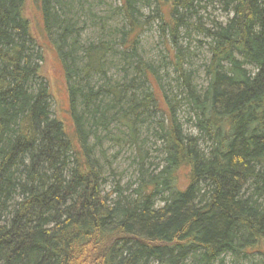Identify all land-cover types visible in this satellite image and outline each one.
Wrapping results in <instances>:
<instances>
[{"label": "trees", "instance_id": "trees-1", "mask_svg": "<svg viewBox=\"0 0 264 264\" xmlns=\"http://www.w3.org/2000/svg\"><path fill=\"white\" fill-rule=\"evenodd\" d=\"M90 1L0 0V264H224L257 254L264 264V0H121L119 39L85 44ZM207 1L221 3L226 22L201 23ZM156 18L179 71L172 96L154 89L162 68L139 53ZM180 29L206 38L201 87L184 67L192 53ZM48 43L63 64L72 131L52 110ZM108 56L132 77L110 78ZM141 125L161 145L153 169L137 144ZM108 139L136 145L135 181L107 188L117 176Z\"/></svg>", "mask_w": 264, "mask_h": 264}, {"label": "rangeland", "instance_id": "rangeland-1", "mask_svg": "<svg viewBox=\"0 0 264 264\" xmlns=\"http://www.w3.org/2000/svg\"><path fill=\"white\" fill-rule=\"evenodd\" d=\"M206 8L200 10L199 14L201 16V23L205 26H209L212 19L226 22L229 14L225 13L222 10V5L219 2L209 3L207 1ZM122 5L121 0H91L89 4L86 5L88 9L91 6L92 11H94L95 18H92V13L84 15L83 22H81V41L82 43L98 42L100 38L110 39H119L117 33L112 34V28L121 27L124 25L123 14H121L120 7ZM155 8V5L152 8L144 7L143 12L145 16H141L142 21H146V15L152 14V10ZM33 13L34 9H33ZM88 13V12H87ZM195 20V19H194ZM106 22L105 27L103 23ZM161 21L159 18L154 19L150 23H145V31L141 35V48L140 55L147 61L155 62L160 69V73L163 76V81H161V86L157 82L153 84L156 91L163 96L164 92H167L172 96L177 90L175 77L178 72L173 67L172 56L168 57V51L166 49L165 37L161 33L160 29ZM104 27V28H103ZM184 29H180V39L179 43L183 47L188 48L192 53L191 57L184 56V67L186 70L195 71L193 77L194 83L198 86H202L207 83L208 76L206 75L203 64L209 61V54L205 46L200 45L198 40L205 41L206 38L204 35L193 31L191 36L182 37ZM112 34V35H111ZM112 36V37H111ZM122 49L121 46H117ZM45 60L43 61L42 66L45 68L46 76H48L50 86L52 87V110L58 116L61 117L66 124L67 130H73V121L71 115H69V95L66 91L67 81L65 79V73L63 69V64L59 59L57 53L54 51V48L48 43V49L44 50ZM189 52V53H190ZM172 55V53H171ZM172 59V61H171ZM175 59V58H174ZM190 60V61H187ZM120 59L108 56V75L113 77L114 80H123L127 78L126 73L122 71L124 65L120 63ZM62 69V71H61ZM62 72V75L59 74ZM130 75L129 78H131ZM182 116L183 110H181ZM185 119L186 117H182ZM146 126H140V134L137 144H142L143 151L145 153L146 168H154L156 165L160 164L163 159V154L161 151V145L158 142L157 138L151 133L147 134L145 129ZM146 132V133H145ZM114 133H118L115 131ZM147 136V137H146ZM144 137L147 138L146 142H143ZM144 143V144H143ZM104 148L107 151L106 159L110 161V165L117 173V176H110L107 188H112L116 179H121V184L124 185L128 182H133L136 180L137 174V165L135 162V157L138 156V150L136 145L121 142V143H112L109 139L104 142ZM105 159V160H106ZM224 264H262V257L258 254L252 257V259L237 258L228 255L224 261Z\"/></svg>", "mask_w": 264, "mask_h": 264}]
</instances>
